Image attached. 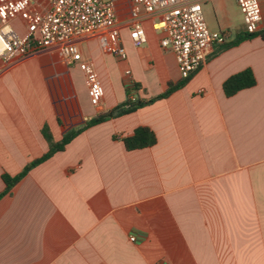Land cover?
<instances>
[{
    "label": "crops",
    "instance_id": "0c3cea01",
    "mask_svg": "<svg viewBox=\"0 0 264 264\" xmlns=\"http://www.w3.org/2000/svg\"><path fill=\"white\" fill-rule=\"evenodd\" d=\"M121 7L124 19L129 3ZM153 20L142 22L140 48L122 24L125 60L104 32L78 41L99 106L80 68L55 49L0 60V193L3 174L47 153L44 127L60 142L128 98L148 100L181 80ZM10 25L26 37L22 19ZM246 69L255 86L225 97L223 82ZM190 77L167 98L82 131L0 198V264H264V41L215 45ZM139 127L156 143L127 151L122 139Z\"/></svg>",
    "mask_w": 264,
    "mask_h": 264
},
{
    "label": "built area",
    "instance_id": "2783aa9c",
    "mask_svg": "<svg viewBox=\"0 0 264 264\" xmlns=\"http://www.w3.org/2000/svg\"><path fill=\"white\" fill-rule=\"evenodd\" d=\"M47 8L33 11L29 0H0V60L25 56L31 52L55 49L66 65H77L83 72L90 99L99 106L102 91L89 60L78 47V41L104 32L110 53L126 59L120 43V29L125 24L131 43L140 48L147 43L142 22L153 18L152 28L161 33L160 46L170 51L176 61L180 79H187L201 68L209 50L231 41L227 30H208L202 12L208 0H44ZM243 19V32L254 34L263 26L259 0H234ZM129 3L128 16L122 19V3ZM20 18L26 37L20 38L10 22ZM124 22V23H123ZM129 75V71L125 72ZM134 241V237L130 238Z\"/></svg>",
    "mask_w": 264,
    "mask_h": 264
},
{
    "label": "trees",
    "instance_id": "16d2710c",
    "mask_svg": "<svg viewBox=\"0 0 264 264\" xmlns=\"http://www.w3.org/2000/svg\"><path fill=\"white\" fill-rule=\"evenodd\" d=\"M254 38H260L264 41V28L260 29L254 34L239 33L235 36L232 41L227 44H224L223 46L224 48L233 47L243 41L252 40ZM190 78L191 77L187 79H181L176 83H168L167 89L164 93L152 97L148 100H141L139 98L131 100V98H128L125 102L116 106L115 108L106 112L99 113L93 118L89 119L81 128L68 132L63 136L60 142H53L48 132V129L44 127L42 129V135L44 136L49 145L47 153H45L42 157L28 163L23 168V170L16 176L11 177L9 175L3 174L1 176V179L4 183L5 189L2 193H0V198L9 194L15 184L21 178H23L32 168L48 160L55 153L63 151L65 146L82 131L95 125L101 124L103 122L109 121L111 119L120 117L122 115L130 114L136 111L137 109L151 105L152 103L158 100L165 99L175 91L182 89L189 82ZM255 84L256 80L252 70L246 69L228 77L222 84V91L225 97L230 98L241 90L254 87ZM131 87H127V94H129L131 89H136L135 86H133V88ZM122 143L127 151L139 150L153 146L156 143V137L153 132L150 131L148 128L139 127L133 132L131 136L123 138Z\"/></svg>",
    "mask_w": 264,
    "mask_h": 264
},
{
    "label": "rangeland",
    "instance_id": "374dc122",
    "mask_svg": "<svg viewBox=\"0 0 264 264\" xmlns=\"http://www.w3.org/2000/svg\"><path fill=\"white\" fill-rule=\"evenodd\" d=\"M264 25V0H259ZM222 11L218 10V7ZM205 24L209 31L227 30L231 39L243 33L242 15L234 0H211L202 6Z\"/></svg>",
    "mask_w": 264,
    "mask_h": 264
}]
</instances>
